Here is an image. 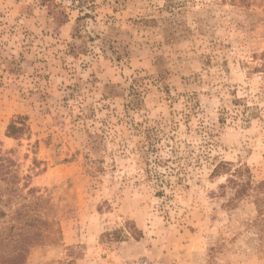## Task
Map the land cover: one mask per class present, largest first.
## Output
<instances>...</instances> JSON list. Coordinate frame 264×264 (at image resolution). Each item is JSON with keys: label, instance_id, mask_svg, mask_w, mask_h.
I'll list each match as a JSON object with an SVG mask.
<instances>
[{"label": "rangeland", "instance_id": "obj_1", "mask_svg": "<svg viewBox=\"0 0 264 264\" xmlns=\"http://www.w3.org/2000/svg\"><path fill=\"white\" fill-rule=\"evenodd\" d=\"M263 53L264 0H0L3 236L41 219L26 264H264Z\"/></svg>", "mask_w": 264, "mask_h": 264}, {"label": "trees", "instance_id": "obj_2", "mask_svg": "<svg viewBox=\"0 0 264 264\" xmlns=\"http://www.w3.org/2000/svg\"><path fill=\"white\" fill-rule=\"evenodd\" d=\"M261 58L264 60V53L261 55ZM262 68H264V64ZM9 131L11 133H15V131H17V128L11 125L9 127ZM0 162H3L0 165V167H2V169L0 168L1 173V171L7 169L4 164L6 162V164H9L10 162L4 159L3 156L0 157ZM233 183L234 185L236 184V182ZM263 186L264 183H261L259 185V188H262ZM247 188V186H243V188L239 192V195L247 192ZM3 201L4 196L3 194H0V205L3 204ZM4 216L5 212L1 211L0 218H3ZM18 216H21V214L19 213ZM39 222H41V219H27L24 224V227L20 229L21 233L18 234L15 232V226L11 227L10 232H8L5 236H3L4 233L0 228V264H26L27 256L30 252V249L36 245H39L43 240V236L39 228H37L36 233L31 235L29 234L30 232L24 233L23 230H25L26 227H29L30 229L34 228L36 227L35 224Z\"/></svg>", "mask_w": 264, "mask_h": 264}]
</instances>
